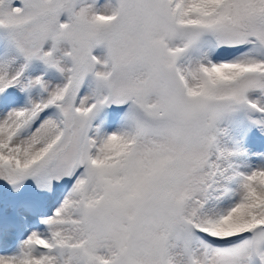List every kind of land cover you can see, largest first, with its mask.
<instances>
[{
  "label": "snow or ice",
  "instance_id": "6c2138e0",
  "mask_svg": "<svg viewBox=\"0 0 264 264\" xmlns=\"http://www.w3.org/2000/svg\"><path fill=\"white\" fill-rule=\"evenodd\" d=\"M0 264H264V0H0Z\"/></svg>",
  "mask_w": 264,
  "mask_h": 264
},
{
  "label": "rangeland",
  "instance_id": "374dc122",
  "mask_svg": "<svg viewBox=\"0 0 264 264\" xmlns=\"http://www.w3.org/2000/svg\"><path fill=\"white\" fill-rule=\"evenodd\" d=\"M17 2H18V0H17ZM102 51H103L102 48L94 49V54H100ZM50 75H51L53 78H57V77H58V74L55 72V70H52V72L50 73Z\"/></svg>",
  "mask_w": 264,
  "mask_h": 264
}]
</instances>
